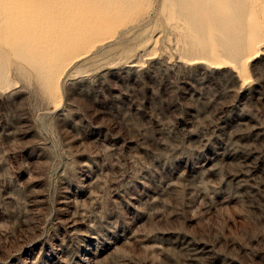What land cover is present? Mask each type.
Returning <instances> with one entry per match:
<instances>
[{
	"label": "rangeland",
	"instance_id": "1",
	"mask_svg": "<svg viewBox=\"0 0 264 264\" xmlns=\"http://www.w3.org/2000/svg\"><path fill=\"white\" fill-rule=\"evenodd\" d=\"M198 1L0 0V264H264V0Z\"/></svg>",
	"mask_w": 264,
	"mask_h": 264
},
{
	"label": "bare ground",
	"instance_id": "2",
	"mask_svg": "<svg viewBox=\"0 0 264 264\" xmlns=\"http://www.w3.org/2000/svg\"><path fill=\"white\" fill-rule=\"evenodd\" d=\"M108 3V2H107ZM204 1L200 0L198 1V5L196 8L207 10L206 14L202 15H192L191 12V6L184 4V2L180 5L184 10V14L186 18L192 22L194 25L193 27L197 30V32L200 35H204L207 25L210 24L214 26L215 29H217V32L221 34L220 36V41H225L228 37H230V31L227 29V24L224 22V19L219 15V14H213L208 7L204 5ZM233 3H238L237 0H229L228 4H233ZM229 6V5H227ZM230 7V6H229ZM42 83L44 85H49L50 84V79L48 78L47 74H44L42 77Z\"/></svg>",
	"mask_w": 264,
	"mask_h": 264
}]
</instances>
